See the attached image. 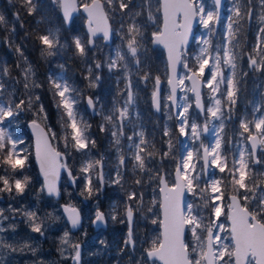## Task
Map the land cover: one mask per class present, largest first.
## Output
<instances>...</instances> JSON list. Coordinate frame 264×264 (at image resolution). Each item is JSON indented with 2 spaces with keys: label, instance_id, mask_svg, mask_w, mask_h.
<instances>
[{
  "label": "snow or ice",
  "instance_id": "obj_1",
  "mask_svg": "<svg viewBox=\"0 0 264 264\" xmlns=\"http://www.w3.org/2000/svg\"><path fill=\"white\" fill-rule=\"evenodd\" d=\"M50 2L59 9L64 26L71 27L72 14L77 11L76 0ZM14 3L15 0H9V4ZM221 4L222 0H211V6L206 9L203 0H158L156 11L162 10L165 25L172 12L187 9V23L183 30L177 28L180 33L178 39L170 40L162 29L151 33L152 44L162 45L168 50L169 91L166 96H161V78L159 75L153 76L147 56V28L155 22L156 15L153 12L154 0H139V3L137 0H108L113 16H119L118 29L110 23L111 17L104 5L99 0H92L91 5H83L87 13L86 37L74 35L70 42L61 39L59 28H50L44 33L37 29L36 41L40 46V55L52 57L61 51L74 52L86 65V79L90 88L98 89L101 86L105 67L109 74H116L117 85L125 81L124 88H118V92L121 98L126 93V99H123L122 104L118 100L114 101L112 109L105 114L99 96L95 99L89 96L83 101L79 89L69 80L58 81L53 77L49 92L56 111L60 113V126L64 135L59 136L50 125L42 127L36 119L29 121L27 128L35 138V157L42 178L37 190L38 200L42 194L48 197L61 195L58 184L62 172L66 173L68 183L72 186H78L79 181H83L80 195L87 193L85 199L93 196L98 199L107 184L124 189L126 200L123 210H120L119 202L113 205L115 214L111 215V220L127 225L123 246L118 245L119 254L128 256L127 264H156L157 261L161 264H233V258L235 264H249V258L255 264H264V258L252 250L253 243L245 245L244 239L234 228L232 247L229 249L220 235L224 225L218 222L222 215L220 202L230 199L227 213L229 221L232 223L233 220L230 213L242 216L250 229L251 241L258 242L264 253V0H245L246 12L237 0L234 10L230 9L232 14L227 17L223 42L217 38L213 44L211 37L215 36L222 20ZM22 6L29 16L38 17V25L45 20L40 0H22ZM13 16L20 20L18 13H13ZM245 16L249 28L254 19L257 25L256 43L251 50L240 43ZM7 23L6 16L0 13V25ZM196 24L202 26L206 35L195 38L198 51L189 55L187 46ZM12 30H15L14 26ZM114 33L120 37L115 49L103 60L97 59L95 54L89 58V53L96 48L97 38L102 35L108 43ZM31 36L32 33L26 34V38ZM16 51L20 56L24 55L21 47H17ZM24 62L28 63L26 59ZM23 71L25 80L22 93L15 87L19 81L12 85L4 81V75L8 74L6 67L0 72V169L3 170V174H0V194L6 193L11 199L23 197L34 183L33 177L25 174L30 155L19 134L24 128L19 121L26 113L36 117L43 114L45 120L50 119L43 97L37 91L43 85L31 79V66ZM134 76L139 78L133 79ZM149 83L153 84L152 108L156 114L163 113L164 116L162 129L159 124L155 126L160 129V146H157L155 134L147 131L142 113L134 114L137 89L140 85L147 87ZM204 89L208 90L207 94ZM178 91L184 93L179 101ZM246 99L248 103L240 111V105ZM81 102L86 103L93 115L102 116L104 122L100 125V131L110 134V146L116 155L111 177L104 172L105 156L93 158L92 150L96 147V141L89 130L90 125L80 112ZM171 122H174V128ZM210 132L214 135V141L206 144L202 136ZM177 133L178 138L190 142L185 145L183 155L175 151L172 138ZM52 141H62L63 150L53 146ZM76 155L83 158L79 177L68 163ZM165 160H171L174 165L172 171L164 166ZM216 171L222 174L219 178L212 175ZM173 176L174 180L170 182ZM229 183L233 194L226 196L222 187L227 188ZM153 185L159 186L162 196L159 207L164 213L163 219L153 218L156 200L153 199L151 204L145 200L147 189ZM186 194L198 198L199 203L195 200L186 203ZM62 207L70 225L61 238V243L66 244L69 231L81 226L83 217L75 206ZM202 212L209 213L207 223ZM17 216L24 218V223L29 225L32 233L44 236L43 226L37 222L38 211L9 204L7 209L0 208V255L5 249L9 256L18 250L6 237V233L17 231ZM138 218L145 222V226L150 221L153 225L159 224L162 229V235L153 240L139 257L136 255L140 251L137 247ZM56 219L58 221L60 217ZM107 219L108 214L99 207L94 211V218L90 217L93 226H106ZM186 230L191 231V245L184 240ZM177 235V253L173 257L169 255L168 248L177 245ZM99 243L107 249L105 240L101 239ZM242 247L246 248L243 260L240 255ZM25 249H30L33 255L37 251L27 242L23 243L19 251ZM193 254L196 257L194 261L190 259ZM70 258L74 264H83L81 244L75 245V255Z\"/></svg>",
  "mask_w": 264,
  "mask_h": 264
},
{
  "label": "trees",
  "instance_id": "obj_2",
  "mask_svg": "<svg viewBox=\"0 0 264 264\" xmlns=\"http://www.w3.org/2000/svg\"><path fill=\"white\" fill-rule=\"evenodd\" d=\"M80 3L85 2L86 0H79ZM104 7L111 17V24L114 28H118L116 22L114 20L113 13L111 9L108 7V1L102 0ZM139 0H137L138 3ZM40 8L41 12L45 15V20L40 23L39 25L36 23L38 17L29 16L27 14L26 8L22 6V0H15L14 4H9V0H0V13H3L8 23L6 25H0V72L6 67L8 70V74L4 75L3 79L6 84L12 85L14 82L19 81V83L15 84V87L20 89L22 93L24 91L23 83L25 80L24 69L31 66L33 70L32 78L37 83L43 85L42 89H38L40 94L43 97V103L48 108V116L50 117L49 122L52 127L55 128L56 132L59 136L64 135V131L61 128L60 124V113H58L54 107V102L52 100L51 93L49 92L50 87V80L54 77L56 79V73L59 71L62 74V80H69L74 87L79 89L80 94L83 97V101H85L86 95L91 97H100L101 103L103 104L105 114L112 109L114 101L118 100L120 103L122 99L118 92L119 89L124 88V82L121 81L119 85L114 80L116 74H111V79L107 78L108 75L103 71V81L101 86L98 89H92L89 87V81L86 79L88 76L86 65L82 62V59L74 54L72 51H61L58 55L48 57H42L40 55V46L38 41H36L37 29H39L40 33L46 32L47 29H60V36L62 40L71 41V33L76 32L79 33L80 36H85L86 33L84 31L83 20L84 17L79 14L75 16L72 20L71 27H65L63 19L61 17L60 11L58 8H55L50 0H40ZM13 13H18L20 16V20L14 19ZM118 16V14H116ZM21 23L23 26L21 27ZM13 26L15 30L13 31ZM27 33H32L31 37L26 38ZM148 33V64L151 67V71L153 76L159 75L161 81L166 79V60L164 51L159 46H153L151 43V33H152V26L150 25L147 28ZM115 40V37L113 38ZM114 40L112 41L111 45L114 44ZM101 48H107L110 45H104L101 43ZM21 47L23 50L24 55L20 56L17 53L16 48ZM93 50L92 53H89V58H91L94 54L96 55L97 59L103 60L104 54L102 52H95L97 49ZM25 59L28 63H25ZM61 65H64L62 68ZM50 73L52 76H50ZM139 78L138 76H134L133 79ZM58 79V78H57ZM153 86L152 83H149L147 87L138 88V100H137V107L135 112L142 113V119L146 126V129L149 133L155 134V139L157 142V146H160V129L163 126V119L162 114H156L152 109L151 105V96L149 95L150 88ZM11 86L9 87V91H11ZM125 96V94H124ZM81 108L85 109V102H81ZM119 104H117V107ZM86 112V110H85ZM87 113V112H86ZM34 117L32 113H26L24 117L19 121V124L24 126L23 133L24 137L27 138L28 142V152L30 155V162L28 166V170L25 174L31 175L34 179V183L32 187L26 192L23 197H17L15 199H11L8 194H0L2 200L0 199V208L7 209L9 204H12L14 207L17 208H24L26 210H36L38 211L39 219L37 220L38 223L43 224L44 220H50L52 216H54L55 212H59L60 219L64 220L63 215L61 214L60 203H70L76 206H83V201L89 206H92L93 202L96 201L99 205V209L102 210L104 213L108 214L107 219V228L105 230L99 231L100 234L96 236L98 238V243L101 239L106 241L107 249L105 246L100 245L97 252L92 253L90 251L88 255L85 254V249H83V257L82 262L83 264H123L125 260V256L127 254H119V247L123 246V238L124 234L127 229L126 224H119L113 223L111 220V215L115 214L113 211V205H116L119 202V208L122 211L124 207V201L126 200L124 189L119 186H113L111 184H107L104 187V190L100 193L98 199L93 196L85 199L87 193L84 196L80 195L81 190L83 189V181H79L78 186H71L67 184L66 178H63L60 182V190L61 195L60 198L57 200H53L57 210H52L51 207H44V205L40 202V199L46 198L45 194H42L37 199V190L41 186V179L39 177L37 168L34 163L33 155L31 156V138L26 129V122ZM89 125H90V132L92 137L96 141V147L92 150L94 157L98 159L101 155L105 156V167L104 172L108 171L110 174L113 171V157L115 155L114 150L110 146V134L106 135L100 131V125L104 122L102 116L99 114L93 115L89 117ZM173 128L175 127L174 122H171ZM159 124L160 129H157L155 126ZM131 129H129V132ZM25 133H27L25 135ZM178 133L173 136V143L175 144V150H177V140ZM57 142V141H56ZM59 150H63V142L60 141L57 143ZM177 146V147H176ZM166 150V146H165ZM115 159V157H114ZM157 161H159V156L156 157ZM83 158L79 155L73 156L68 163L70 167L73 168L74 174L79 177L80 172L79 168L81 166ZM172 165L171 160H165L164 166L169 168ZM159 167V164H157ZM129 168L131 165L129 164ZM0 174H3V170L0 169ZM130 175V173H129ZM39 181V182H36ZM129 184H131V180H129ZM67 186V192L64 191L63 186ZM130 190V189H129ZM69 193H72L69 196ZM145 198L149 204L153 199L156 200L155 209L158 212V185H153L152 188H148ZM51 214V215H49ZM56 216V217H57ZM156 216V214H155ZM84 216L82 227L80 229H85L86 235L88 237L81 238L78 237L76 240L80 241L83 245L88 242V238L94 232L92 226L90 225V220L87 224L84 223ZM15 222L18 224L17 231L15 233L9 232L8 238H13L14 241L21 245L19 242V238H24L26 241L24 242L29 243L32 247L39 248L38 255L39 257H33L32 261L42 263L44 257L49 255V251L45 252L42 257L43 249H41L44 241H46L45 245L48 246L49 241L48 239H42L39 234L32 233L30 231L29 225L24 223V218L17 216L15 218ZM77 232L80 235V230ZM29 239V240H27ZM87 256V257H86Z\"/></svg>",
  "mask_w": 264,
  "mask_h": 264
},
{
  "label": "rangeland",
  "instance_id": "obj_3",
  "mask_svg": "<svg viewBox=\"0 0 264 264\" xmlns=\"http://www.w3.org/2000/svg\"><path fill=\"white\" fill-rule=\"evenodd\" d=\"M89 0H86L85 2H87ZM108 1V0H107ZM206 9L208 7L211 6V0H203ZM237 2V0H225L224 3V8L222 11V20L221 23L217 26L216 29V34L215 36L211 37L213 44L216 43L217 38H219V40L221 42H223V35H224V31H225V24L227 22V17L232 14L230 12V9L234 10V5ZM139 3V1H138ZM239 3L241 5V9L244 10L246 12V7L245 5V0H239ZM158 7V0H154V7H153V12H156V15L154 17L155 22L151 23L150 25L152 26V32L157 31L158 29H160V24H161V17H160V11H156ZM146 18V16H145ZM114 20L116 22L117 27L119 28V24H118V20H119V16L115 15ZM111 21V20H110ZM117 28V29H118ZM256 31H257V25L255 23V19L252 22V26L251 28L248 27L247 25V16H245V24H244V29L243 31H241L240 33V43L241 46H247L249 48V50H251V48L255 45L256 43ZM74 35H80L79 33L73 32L71 33V36L73 37ZM203 35H206L204 29L202 28V26H199L197 24V26L194 28V34H193V38L192 41L190 43V45L187 48V53L189 55H194L197 51H198V45L196 43L195 38L196 37H201ZM115 40H114V44L110 45L107 48H101V44L100 41L97 40L96 45L98 46L95 52H102L104 54V58L106 56H108L110 54V52H112L115 49V46L118 45L120 43V37L118 34H115ZM105 73L108 75L107 78L111 79V74H109L107 67L104 68ZM180 71L182 72L183 69L181 68ZM56 80L58 81H62V74L58 71L56 74ZM58 78V79H57ZM31 79H34L31 77ZM138 79V78H137ZM114 80L116 81V77L114 78ZM163 86L165 85L163 91H162V95L161 96H166L168 93V88L166 85V80L163 79ZM125 83V82H124ZM145 86L140 85L139 88H144ZM251 88V83H249V89ZM149 95L151 96V91L153 90V86L149 89ZM38 91V90H37ZM204 92L207 94L208 90L204 89ZM184 95V93L179 92V97ZM189 96H191V93H188ZM251 96V93L249 92V97ZM96 97H94L95 99ZM123 99H126V95L123 97ZM123 99L121 104L123 103ZM179 101V98H178ZM248 103L247 99L242 101L241 105H240V111H243L244 106ZM80 104V112L84 117V120L89 124V120L87 118V114L85 112L86 108H81ZM97 107L99 108L100 105H97ZM134 114H135V109H134ZM31 119H36L37 121H39L41 124L45 125H50L49 119L45 120L43 117V114H41V116L39 117H32ZM162 119L164 121V116L162 114ZM201 123H203V121H200ZM26 124V123H25ZM229 127H231V125H229ZM19 134L23 137L25 144L24 147L25 149H28V142H27V138L24 137V133L23 131H20ZM31 138V137H30ZM31 140V139H30ZM202 141L206 144H211L214 141V135L210 132L206 135L202 136ZM54 146H57V142L56 141H52ZM176 143L178 145L177 150H175L178 154L183 155L185 154V145L190 143L189 141L185 140L184 138H178L176 140ZM31 148V156L33 155V149H32V144L30 146ZM167 150V149H166ZM115 157V159H114ZM113 160H116V155H114ZM174 169V165L172 164L168 170L172 171ZM105 173L111 177L114 174V168L113 171L111 172V174L108 171H105ZM213 176H215L216 178H219L222 174H220L218 171L212 173ZM173 180V177L171 178L170 182ZM63 189L65 192H67L68 187L67 186H63ZM222 191L225 192L226 196H228L230 193H232V189H231V185L230 183L228 184L227 188L222 187ZM146 200V198H145ZM195 200L196 203H199V199L196 197H192L191 195H188L187 201L186 203H190L193 202ZM45 201H49V200H45ZM147 201V200H146ZM51 202V201H49ZM221 203V207H222V215L219 217L218 222L222 223L224 225V229L223 231H220V235L224 237V243L229 245V249H231L232 247V241H231V235L230 232L228 230V223H227V209H228V205H229V200L228 199H224ZM49 204V203H48ZM80 211L83 213L84 218V223L83 224H87V222L90 220V217L94 216V211L96 210L97 207H99L98 203L96 201L93 202L92 206H89L87 203H84L83 206H78ZM57 210V208H56ZM55 211V210H53ZM154 211L156 216H154L153 218H158L160 219V214H159V209L158 212L154 207ZM202 214L205 216L206 220L205 222L207 223V217L209 216L208 212H202ZM59 215V212H55L54 216H52L51 220H45V227L43 228L44 231H46V235L49 236L50 234V238L51 236H53V233H55V238L57 241V250H60L59 256L62 258L65 257H71L74 253H75V242L77 241L76 239L78 237L81 238H86L88 237V235H86L85 233V229H80L82 230L80 235L76 234H72L69 231V235L67 238V243L66 244H62L61 243V238L64 235V232L66 230H68L67 226L65 225L66 223H64L62 220H58L56 219V216ZM264 222V221H262ZM49 231V233H48ZM219 231V230H217ZM9 233V232H8ZM8 233H6V237L8 238ZM100 234V232H94L93 234H91L88 238V242L83 245V249H85V254L88 255V253L90 251H92V253L97 252L98 247H99V243H98V238H96V236H98ZM137 247L140 249L139 252H137V257H139L140 253L146 249L149 248L152 244V241L155 240L157 237H159V224L153 225L151 224L150 221L147 222V225L145 226V222L141 219L138 218L137 220ZM13 239V238H12ZM185 242L189 245L192 244L193 240H192V234L190 230L186 231V236H185ZM61 249H63V252H61ZM16 256V255H15ZM13 256V254L11 256L8 255V251L7 249L4 250L3 255H0V261H3V264H11V260L15 259ZM17 257V256H16ZM87 257V256H86ZM19 258V257H18ZM195 254H193L192 256H190L191 260H195ZM20 259V258H19ZM128 262V256H125V260L123 262V264H127ZM48 264H54L53 262H49ZM156 264H160L158 262H156ZM249 264H254V261H252L249 258Z\"/></svg>",
  "mask_w": 264,
  "mask_h": 264
},
{
  "label": "water",
  "instance_id": "obj_4",
  "mask_svg": "<svg viewBox=\"0 0 264 264\" xmlns=\"http://www.w3.org/2000/svg\"><path fill=\"white\" fill-rule=\"evenodd\" d=\"M76 2H77V11H75V12L72 14V19H73L74 16L78 15L79 13H81V14L84 16V22H83V25H84V30H85V32H86V34H87V13L84 12V10H83V5H84V4H89V5H91L92 0H90L89 2H86V3L80 4V5H79V3H78V0H76ZM99 2L103 5L102 0H99ZM224 2H225V0H222V4H221V12H222V9H223V4H224ZM160 13H161V27H160V29L163 30V32L165 33V35H166L170 40H173V41H174V40L178 39L180 33L177 32V28H180L181 30H183L184 25L187 23V9L181 8V9H179L178 12H172V13L170 14L168 20H167V24H166V25H165V22H164V17H163V12H162V10H160ZM60 14H61V13H60ZM178 15H179V24H177V16H178ZM61 17H62V15H61ZM196 25H197V24H196ZM196 25H194V27H195ZM194 27H193L192 36L190 37V40H189V44L191 43L192 38H193ZM99 37L102 38V35L99 36ZM102 41H103L104 43H106V42L103 40V38H102ZM111 41H112V38H111ZM108 43H111V42H108ZM151 43H152V42H151ZM106 44H107V43H106ZM189 44H188V45H189ZM152 45H153V44H152ZM153 46H157V45H153ZM158 46H160V47L163 49V51H164V54H165V60H166V68H167V55H168V50H167L164 46H162V45H158ZM187 47H188V46H187ZM167 77H168V72H167ZM167 87H168V91H169V86H168V84H167ZM161 89H162V84H161ZM160 91H161V90H160ZM88 97H89V95H86V97H85V101H86V99H87ZM177 99H178V93H177ZM85 107H86V109L89 111V113H90L91 115H93L92 111H91L90 109L87 108L86 103H85ZM31 120H32V119H29V120L26 122V128H27V123H28L29 121H31ZM37 122L40 123L39 121H37ZM40 124H41V123H40ZM41 126L43 127L44 125L41 124ZM27 132L29 133V135H30V137H31L32 146H33V154H34V162H35L36 168H37L38 173H39V164H38V162H37V160H36V157H35V138H34V136H33V134H32V131H31L30 129L27 128ZM52 143H53V142H52ZM53 146H54V145H53ZM63 174L65 175V177H66V179H67V175H66V173H63V172H62L61 177H62ZM39 176H40V174H39ZM41 180H42V178H41ZM60 180H61V178H60ZM60 180H59V184H58L59 189H60ZM173 180H174V176H173ZM67 182H68V179H67ZM68 184H69V183H68ZM69 185H70V184H69ZM71 186H72V185H71ZM60 193H61V192H60ZM158 193H159V204H160V202L162 201V196H161V194H160V192H159V186H158ZM232 194H233V193L229 194L228 196H230V195H232ZM53 198L58 199V198H60V196H59V197H53ZM186 199H187V194H186L185 197H184L185 202H186ZM228 200H229V204H230L231 201H230V199H228ZM64 205H70V204H68V203H63V204L61 205L62 212H63V207H62V206H64ZM72 206H75V205H72ZM75 207H77V206H75ZM77 208H78V207H77ZM78 210H79V208H78ZM79 211H80V210H79ZM101 211H102V210H101ZM102 212H103V211H102ZM227 213H228V209H227ZM159 214H160V219L165 218L164 213L162 212V209H161L160 207H159ZM63 215L65 216L66 223H67V217H66V215L64 214V212H63ZM229 215L233 216L232 223L229 221V219H228V217H227L228 228H229V232H230V234H231V235L233 234V233H232V230H233V228H234V229L236 230V232L239 233V234L241 235V237L244 239V243H245V245H247L248 243H253V248H252V250L257 254V256H260L261 258H264V253L261 252V249H260V246H259L258 242H253V241H251V239H250V237H249L250 229H249V227L246 225V223L244 222L242 216H241V217H237V216L234 215V213H230ZM93 218H94V216H93ZM166 223H167V220H166ZM67 225H68V228L70 229V225H69L68 223H67ZM90 225L92 226V228H93L94 230H99V229H102V230H103V229H106V227H107V222H106V226H104V225H102V224H97V225L93 226V224H92L91 222H90ZM80 227H81V226H78L77 229H71L70 231L74 233V232H76L77 230H79ZM159 234L162 235V229H161V226H160V225H159ZM176 239H177V245H176V246H172V245H170L169 248H168L169 255H170V256H173V257H175V256H176V253H177L178 240H179V236H178V235H177ZM78 243L81 244L80 242H78ZM76 244H77V243H76ZM245 250H246L245 247H242V248H241V252H240L241 260H243V253H244ZM73 255H75V253H74ZM72 261H73V260H72ZM157 262L161 264L160 261H157ZM233 262H234V264H235L234 258H233ZM254 263H255V261H254Z\"/></svg>",
  "mask_w": 264,
  "mask_h": 264
},
{
  "label": "flooded vegetation",
  "instance_id": "obj_5",
  "mask_svg": "<svg viewBox=\"0 0 264 264\" xmlns=\"http://www.w3.org/2000/svg\"><path fill=\"white\" fill-rule=\"evenodd\" d=\"M113 26V25H112ZM113 36V35H112ZM114 36H115V33H114ZM113 36V37H114ZM97 40L98 41H100L101 43H103L102 42V38L101 37H98L97 38ZM97 42V41H96ZM104 45H106V44H104ZM164 87H165V85L163 86V84H162V90H161V92L163 91V89H164ZM125 95H126V93H125ZM86 108V107H85ZM117 108H119V106L117 107ZM86 114H87V118L89 119V117L90 116H93V115H91L90 113H89V111L86 109ZM206 135V134H205ZM35 163V162H34ZM36 166V165H35ZM38 171V170H37ZM39 174V173H38ZM40 177V176H39ZM63 178H66L65 177V175L63 174L62 175V177H61V180L63 179ZM40 179H41V177H40ZM61 180H60V182H61ZM66 181H67V179H66ZM41 184H42V180H41ZM68 184V183H67ZM60 192H61V190H60ZM46 195V194H45ZM47 196V195H46ZM1 197V196H0ZM187 198H188V195H187ZM1 200H2V198H0ZM59 199V198H58ZM45 200H49V201H51V202H49V201H45ZM53 200H57V199H55V198H53V197H46V198H42V199H40V202L44 205V207H51L52 208V210H55L56 209V206H55V203H54V201ZM187 201V200H186ZM49 203V204H48ZM64 202H61L60 203V208H61V205L63 204ZM84 203H86V201H83V204ZM68 204H70V203H68ZM70 205H72V204H70ZM76 206V205H75ZM158 206H159V193H158ZM78 207V206H77ZM79 208V207H78ZM159 208V207H158ZM80 210V209H79ZM81 212V211H80ZM61 214L63 215V212H62V209H61ZM81 214H82V217H83V213L81 212ZM63 217H64V220H62L64 223H66V219H65V216L63 215ZM52 219V218H51ZM50 219V220H51ZM82 222H83V220H82ZM90 222H91V220H90ZM46 222H45V220H44V222H43V224H42V226H43V228L45 227V224ZM66 226H67V228H68V225H67V223L65 224ZM81 227H82V225H81ZM107 228V227H106ZM68 230H69V228H68ZM94 230V229H93ZM102 229H99V230H94V231H101ZM103 230H105V229H103ZM79 230H77L76 232H71L72 234H76L77 232H78ZM187 231V230H186ZM48 233H49V231H48ZM159 236H160V234H159ZM185 236H186V232H185V234H184V240H185ZM41 238L42 239H48L47 241H49V244H48V246H46L45 245V243H46V241H44L45 243H43V245H42V247H41V249H43V253H42V257H43V254L45 253V252H48L49 251V255H46L45 257H44V260H42V263H40V262H38L37 260H35V262H33L32 261V256L33 257H39V255H38V251H39V248L37 247L36 249H37V251H36V254L35 255H33L32 254V252H31V250L30 249H25L23 252H21V251H19V249L22 247V245H23V240L24 241H26L24 238H19V242L21 243V245H18V243L16 242V241H14V239H12V238H10V239H8V241L9 242H11V243H14V245L16 246V248L18 249L17 250V252L15 253V254H13V256H15L14 258L15 259H12L11 260V264H48L49 262H53L54 264H74V262L72 261V259L70 258V257H65V258H62V257H60L59 256V253H60V250L58 251L57 250V241H56V238H55V233H53V236H51V238H50V234H49V236L48 235H46V231H44V236H41ZM27 240H29V239H27ZM78 242H80V241H76L75 242V245H76V243H78ZM81 243V242H80ZM81 245H82V243H81ZM82 253H83V245H82ZM73 256V255H72ZM20 259H19V258ZM82 257H83V254H82ZM251 259V258H250ZM255 264V263H254Z\"/></svg>",
  "mask_w": 264,
  "mask_h": 264
}]
</instances>
